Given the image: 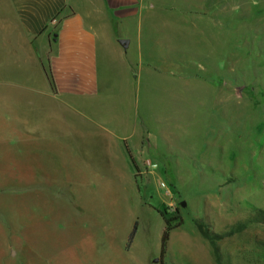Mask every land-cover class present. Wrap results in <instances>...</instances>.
I'll list each match as a JSON object with an SVG mask.
<instances>
[{"label":"rangeland","instance_id":"obj_1","mask_svg":"<svg viewBox=\"0 0 264 264\" xmlns=\"http://www.w3.org/2000/svg\"><path fill=\"white\" fill-rule=\"evenodd\" d=\"M138 11L107 30L129 40L110 58L134 99L70 104L63 123L34 92L39 68L0 40V264H264V223L218 257L196 228L264 212V0Z\"/></svg>","mask_w":264,"mask_h":264},{"label":"crops","instance_id":"obj_2","mask_svg":"<svg viewBox=\"0 0 264 264\" xmlns=\"http://www.w3.org/2000/svg\"><path fill=\"white\" fill-rule=\"evenodd\" d=\"M144 2L147 8L149 0H0L2 48L22 53L39 68L45 81L34 92L65 110L63 123L70 104L88 111V101L134 99L130 76L119 86L112 78L110 51L118 59L124 55L118 52L128 48L119 45L122 39H111L107 30L115 19L132 20ZM126 66L125 59L124 74Z\"/></svg>","mask_w":264,"mask_h":264},{"label":"trees","instance_id":"obj_3","mask_svg":"<svg viewBox=\"0 0 264 264\" xmlns=\"http://www.w3.org/2000/svg\"><path fill=\"white\" fill-rule=\"evenodd\" d=\"M257 216H259V217L257 218ZM263 216H264V212L258 211L255 217L249 218L245 222L237 223L236 225L232 226L228 232H226L224 234L211 233L202 222H197L196 228H197V231L200 234V236L210 244V246L213 249L214 255L216 257H218V248L216 246V243L219 240H221L222 238H224L226 236H231V235L237 234L239 232H242L243 230H245L247 228V226L249 224H251L253 222L264 223ZM169 231H170V229L166 226L162 232V235H161L160 255H159L160 263H162L161 260L164 256V253H165V246H166V242L168 241V238H169ZM134 232H135V227L133 229L132 234L129 236V241L132 239Z\"/></svg>","mask_w":264,"mask_h":264},{"label":"water","instance_id":"obj_4","mask_svg":"<svg viewBox=\"0 0 264 264\" xmlns=\"http://www.w3.org/2000/svg\"><path fill=\"white\" fill-rule=\"evenodd\" d=\"M118 43L124 50L128 48V44H129L128 40L122 39V40H119Z\"/></svg>","mask_w":264,"mask_h":264}]
</instances>
